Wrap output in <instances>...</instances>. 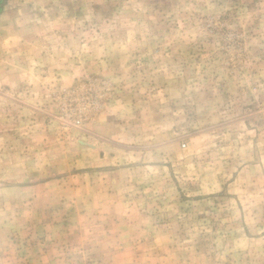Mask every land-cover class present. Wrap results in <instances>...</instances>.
Masks as SVG:
<instances>
[{"label":"rangeland","instance_id":"obj_1","mask_svg":"<svg viewBox=\"0 0 264 264\" xmlns=\"http://www.w3.org/2000/svg\"><path fill=\"white\" fill-rule=\"evenodd\" d=\"M0 264H264V0H0Z\"/></svg>","mask_w":264,"mask_h":264}]
</instances>
